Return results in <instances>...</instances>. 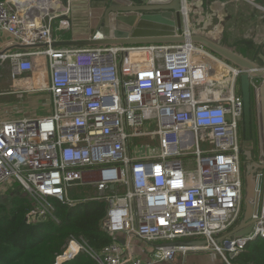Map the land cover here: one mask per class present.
Segmentation results:
<instances>
[{
	"label": "built area",
	"instance_id": "1",
	"mask_svg": "<svg viewBox=\"0 0 264 264\" xmlns=\"http://www.w3.org/2000/svg\"><path fill=\"white\" fill-rule=\"evenodd\" d=\"M52 1L51 8L36 13L0 0L1 30L19 45L44 43L0 53V60L7 61L11 75L20 76L33 71L37 57H45L50 97V111L43 116L0 119V189L20 186L33 204L27 221L57 220L55 201L73 206L104 200L101 227L111 237L98 250L70 238L55 264L81 252L96 264H158L188 251H210L231 264L248 243L264 240V183L252 230L227 235L244 210L239 90L244 69L189 40L55 47L52 21L63 3ZM237 1L264 16L256 0ZM187 3L182 0L183 18L193 32ZM194 9L201 11L199 4ZM61 23L68 26L66 19ZM208 60L219 61L227 72L208 79ZM258 69L264 74V66ZM217 82L219 89L206 87ZM260 82L250 77L257 105ZM152 135L157 152L132 155V142ZM260 174L264 180V169ZM80 185L96 192L71 196L69 189ZM133 239L151 246L147 258L133 253ZM201 239L205 244L178 243Z\"/></svg>",
	"mask_w": 264,
	"mask_h": 264
},
{
	"label": "water",
	"instance_id": "2",
	"mask_svg": "<svg viewBox=\"0 0 264 264\" xmlns=\"http://www.w3.org/2000/svg\"><path fill=\"white\" fill-rule=\"evenodd\" d=\"M182 0H108L104 8L92 9L83 30L77 23L69 27L71 39L60 44L66 46L130 45L144 43H172L189 40L200 43L233 65L244 69L239 76V90L243 99L244 149L251 142V88L250 77L261 80L257 103L261 132V154L264 160V74L258 69L264 66V54L256 50L247 58L225 45L224 39L216 40L204 33L191 32L186 27L181 5ZM44 45V43H41ZM37 44V45H41ZM22 48L36 45H19ZM242 152V151H241ZM261 170L264 164L259 165ZM262 175L258 174L259 181ZM111 187L113 185H110ZM259 186L254 192L251 175L244 190V210L238 224L227 234L229 238L249 233L254 225L259 205ZM181 244H205V240H185ZM57 264H60L57 263Z\"/></svg>",
	"mask_w": 264,
	"mask_h": 264
},
{
	"label": "crops",
	"instance_id": "3",
	"mask_svg": "<svg viewBox=\"0 0 264 264\" xmlns=\"http://www.w3.org/2000/svg\"><path fill=\"white\" fill-rule=\"evenodd\" d=\"M14 1L18 2V8L31 7V9H37V11H35L36 13L45 12L46 9L41 8L44 7V4H46L47 7H51L49 6L51 4L42 0ZM33 1L36 3H33ZM62 1L63 8L61 12L58 10L57 13L60 14H58V16H56L52 21V43L55 47L66 46L60 43L71 39L69 27L72 23L76 24V26L78 23L80 26L79 29L83 30L85 23L89 19V15L92 13V9L97 11L100 8H104L108 0ZM37 3L41 4L42 6H39ZM198 3L201 11L198 13V19L189 25L192 31L204 33L212 39H224L220 34V36H214L216 33L212 32V30L217 28H222L223 30V27H226V25L231 26V17L234 18V26H236L238 23H240V18L244 19L245 16L249 14L250 16H253V21L250 23V18L244 19V21L240 23L242 27L239 26V30L241 31V40L243 38V42H245V40L250 41L249 39H245V37H250V34L252 33L253 41L258 43L264 41V16L261 12H251L250 7L246 12L245 7H237V5L234 3V0H218L212 1L210 3L205 2L204 0H198ZM67 9L68 12L64 13ZM207 9L209 12H207ZM209 17H215L218 20L217 25L219 26L216 25V27H214V24H208L210 23ZM63 19L68 20V26H63L61 23V20ZM253 24L255 26H253ZM224 41L227 43L225 39ZM232 42L234 41L232 40ZM43 46L44 45L41 44L22 48L18 43H16L11 34L0 29V53L33 50L36 48H42ZM229 46L236 49L234 44H230ZM262 53L264 54V49ZM45 62V57H37L35 59V67L33 71L30 73H24L20 76L11 75L10 67L7 62L0 63V119L11 120L22 117H39L47 114L50 111V97L49 93L45 89L48 82ZM214 64L221 65L218 62H215ZM208 72L209 75H212L213 73L219 74L217 73V68L213 67L210 68ZM255 102L256 101L254 99V103ZM121 237H123V235H121ZM131 245L133 253L139 257L147 258L151 252V246L144 243L140 239H133L131 241ZM212 258H214L213 255L208 251H188L184 254L178 252L172 261H162L158 264H204L213 261Z\"/></svg>",
	"mask_w": 264,
	"mask_h": 264
},
{
	"label": "trees",
	"instance_id": "4",
	"mask_svg": "<svg viewBox=\"0 0 264 264\" xmlns=\"http://www.w3.org/2000/svg\"><path fill=\"white\" fill-rule=\"evenodd\" d=\"M253 107L252 102L251 114ZM32 206L25 195L18 194H11L7 203H0V264H55L70 238L82 239L96 250L111 241L101 227L107 209L104 200L86 199L73 206L55 201L57 220L47 217L27 221L25 214ZM230 262L264 264V240L257 238L248 243ZM60 264L96 262L81 252Z\"/></svg>",
	"mask_w": 264,
	"mask_h": 264
},
{
	"label": "rangeland",
	"instance_id": "5",
	"mask_svg": "<svg viewBox=\"0 0 264 264\" xmlns=\"http://www.w3.org/2000/svg\"><path fill=\"white\" fill-rule=\"evenodd\" d=\"M62 1V0H61ZM205 2H212V1H218V0H204ZM63 2V1H62ZM234 3L237 5V7H245L246 12L249 10V7L251 8V12H259V10H257L252 4H248L244 1H237L234 0ZM257 4H260L262 6H264V0H256ZM188 10H189V20L190 23H193L196 19H198V12L195 11L194 9V5H198V0H188ZM209 5V4H208ZM210 9V8H208ZM207 9V12H209ZM250 18V23L253 21V16H250L249 14H247L245 16L244 19H248ZM231 19V20H230ZM229 20L230 22L232 21V23L230 24L231 26L226 25V27H223L219 29H215L212 30V32H215L216 34H214V36L218 35H222V37L227 41V43H225L226 46H229L230 44H234L236 46V52H238L239 54L247 57V58H252L255 55V52L257 49H259V51H263L264 49V41H262L261 43H258L256 41L252 40V33L250 34V37L247 38V36L245 37V39H249L250 41L245 40V42H243L242 40H244L240 37V33L241 31L239 30V26L242 27V25L240 23H242L244 21L243 18H240V23H238V25L234 26V18L231 17ZM203 22V21H201ZM209 22L208 24H214V27H216V25L218 24V20L215 17H209ZM219 26V25H217ZM253 26H255L253 24ZM219 31V32H217ZM218 33V34H217ZM220 34V35H219ZM232 40L234 42H232ZM230 41V42H229ZM225 42V41H224ZM228 44V45H227ZM244 44V46H243ZM232 48V47H231ZM1 62H7L6 60H0ZM216 61L214 60H208V70L209 71L210 68H217V73L221 74V76L223 74H225L226 68L222 67L221 65L218 64H214ZM209 73V72H208ZM207 73V75H209ZM219 78V77H218ZM225 79V78H224ZM254 103V98L252 96V101L251 103ZM253 115V116H252ZM251 117L253 118V121L255 123L254 127H253V131H254V139L257 140L256 141V148H255V152H254V156L256 157V159H260V154H261V132H260V124H259V114H258V105L256 104V102L254 103V107L252 108V114ZM156 126L155 125H149L147 127V129L153 130L155 129ZM255 128V129H254ZM147 140V141H146ZM141 144L143 145H149L145 148H141ZM136 145V147H134ZM156 145H157V140H156V136L152 135L151 140L149 139H140L137 138L132 142V155L134 156H143V155H149V154H153L154 152H157L156 150ZM262 162L264 163V160H262ZM250 166L249 161H247L245 158H242V167L244 172H246L248 170V167ZM259 171V170H258ZM258 171H253L251 173H253L251 175L252 179L255 177V175H257V173H260ZM244 190H245V184H244ZM96 192L95 189H93L92 187L89 186H72L69 189V193L71 196L73 197H77V198H85L88 197L90 195H93ZM11 194H18V195H25L24 192L21 190L20 186H18V184H14L11 183L9 185V187L7 189H0V203H7L11 197ZM25 197L28 198L27 195H25ZM29 199V198H28ZM210 254L213 252L208 251ZM213 261L204 263V264H227L218 254L213 253ZM215 260V261H214ZM232 264V263H231Z\"/></svg>",
	"mask_w": 264,
	"mask_h": 264
},
{
	"label": "flooded vegetation",
	"instance_id": "6",
	"mask_svg": "<svg viewBox=\"0 0 264 264\" xmlns=\"http://www.w3.org/2000/svg\"><path fill=\"white\" fill-rule=\"evenodd\" d=\"M255 123L253 121V118L251 117V142L250 144L247 146V149H244V138H243V126L241 124V133H242V148H241V155H242V158H245L247 161H249V164L250 166L248 167V170L246 172H244L243 170V167H242V178H243V182L244 184L247 183V178L249 175H252L253 171H258L260 172L261 169L259 168V165L261 164H264L262 161H261V158L260 159H256V157L254 156V152H255V148H256V144H255V139H254V131H253V127H254ZM255 129V128H254ZM258 174L255 175V177L253 178V187H254V192L257 191V185L260 183V186H259V203L262 199V196H263V183H264V180H263V177L261 178V180L259 181L258 179Z\"/></svg>",
	"mask_w": 264,
	"mask_h": 264
},
{
	"label": "bare ground",
	"instance_id": "7",
	"mask_svg": "<svg viewBox=\"0 0 264 264\" xmlns=\"http://www.w3.org/2000/svg\"><path fill=\"white\" fill-rule=\"evenodd\" d=\"M42 1H44V2H47V3H49V4H51V5H49V6H51L52 7V3H53V1L52 0H42ZM39 6H42L41 4H38ZM44 7H41V8H44V9H49V8H51V7H47L46 6V4H44L43 5ZM184 12H186V13H188V8L186 7L185 9H184ZM217 32H219V31H217ZM214 61H216V60H214ZM216 62H218V63H220L219 61H216ZM221 64V63H220ZM222 65V64H221ZM223 66V65H222ZM221 75L220 74H216V73H213L212 75H207V78L208 79H210V80H216V79H219L218 77H220ZM210 82V81H209ZM210 84H214V83H209V84H207L206 85V87L208 88V89H210V90H212V89H219L220 87H221V83L220 82H217V83H215L214 85H216V87H213V86H211Z\"/></svg>",
	"mask_w": 264,
	"mask_h": 264
}]
</instances>
